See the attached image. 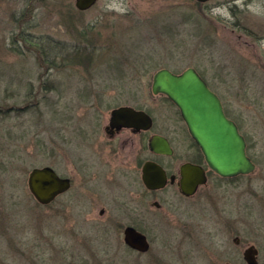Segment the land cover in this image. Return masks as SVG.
<instances>
[{"label":"rangeland","instance_id":"374dc122","mask_svg":"<svg viewBox=\"0 0 264 264\" xmlns=\"http://www.w3.org/2000/svg\"><path fill=\"white\" fill-rule=\"evenodd\" d=\"M199 2L98 0L79 10L75 0H0V264H246L249 234L263 226L233 217L231 184L214 174L189 197L168 188L161 207L142 196L139 223L123 204H135L132 186L94 188L79 173L50 204L28 187L35 166L68 173L75 161L93 157L87 133L104 127L105 118L94 115L107 111L92 105L156 104L157 127L172 124L175 107L151 91L162 67L180 73L193 66L213 81L219 73L217 87L229 91L244 131L264 151V41L251 44L248 31L264 35V0ZM23 33L35 44L19 41ZM56 44L50 66L42 50ZM76 54L92 56L80 61ZM105 193L108 199H98ZM129 223L148 234V251L124 242Z\"/></svg>","mask_w":264,"mask_h":264},{"label":"flooded vegetation","instance_id":"af4514ba","mask_svg":"<svg viewBox=\"0 0 264 264\" xmlns=\"http://www.w3.org/2000/svg\"><path fill=\"white\" fill-rule=\"evenodd\" d=\"M248 31L251 41L253 40L251 44L256 41H264V35L257 34L253 28L249 27ZM154 74L152 76L151 91L154 96L162 97L175 107V117H172V124H167L165 126L166 129L162 130L157 127L156 115L154 114V109H152V106H156V104L149 105L131 102L119 104L111 108H108L104 104L92 105L94 111H107L106 114L94 115L95 121L96 119L100 120L101 118H105L106 123L104 124V127H102V129L100 128V131L99 129L97 130L93 128L92 133H87L89 137L91 134L95 143L93 147L96 151H94L93 157H91L90 160L85 161L79 159L72 163L71 170L68 173H64L57 167L53 166L59 176L68 177L71 182L70 187L64 192L58 194L55 200L73 187V184L75 183V175L79 173L81 174L82 184L88 182L94 188L104 189L103 187L106 184L125 185V188L132 186L133 189L129 191V194L130 199H133L135 204L131 206L130 203H128L129 201H125L123 204L128 205V208L130 209L129 211L134 214L133 216H130L133 222L139 223V220L142 217V214H140V205L143 200L142 196L144 199L147 197H153L154 199L150 204L155 207H161L163 195L170 187H177L181 195L189 197L181 191L180 186L182 180V166L185 163L190 162L201 166L207 177L206 182L200 184L197 191L200 188L206 187L209 184L211 175L214 174L217 177L216 179L220 182L226 181L231 184L230 195L228 197L233 208L235 207L233 217L246 220L248 223L251 222L254 227L257 225L258 229H260V226H263V229H260L261 231H253V234H249L253 235V240L245 245L242 251V256L246 264H251L245 259L244 251L247 247L252 245L256 248L255 264H264V162L261 160L264 151L259 150L256 144L248 136L247 132L244 131L240 119L235 114L236 111H233L232 100L231 98H228L230 95L229 91L225 89L221 90L217 87V83L215 82H218V79H220L217 78L219 73L214 74L217 81H213L202 72L200 74L206 80L208 86L221 98L226 115L237 123L239 131L245 139L246 155L254 163V168L252 170L232 176L221 175L209 166L201 147L190 134L179 107L166 94L153 92L152 84ZM99 83L100 82H97V85H99ZM103 90L104 88H101L100 91H97L96 93L101 95L104 93ZM90 91L91 93H94L95 87L91 88ZM247 93L249 99L247 107L249 106V115L251 116L252 93L250 83L247 86ZM120 106H130L136 110L147 113L151 117L150 125L147 128H144L136 125L121 126L116 123H111L112 111ZM155 135L166 137L169 140L173 151L171 153H162L152 149L150 142ZM147 162H154L165 170L167 179L164 185L151 188L145 184L143 180V169ZM260 165H262V168L259 167ZM224 184L225 183L221 185L219 184V186L222 187ZM91 191L96 192L95 189H92ZM224 195L225 191L219 189L218 196L220 199ZM107 196L106 193L105 195L101 194L98 196V199L103 201L104 199H108ZM105 211V207L102 206L99 210V214L103 216ZM251 223L249 224L251 225ZM127 225H133L138 230L145 233L151 247V241L148 234L143 231V228H140L133 223L126 224L123 227V239L124 228ZM233 241L236 245H240L243 239L241 235H236L233 237ZM226 263L235 264L232 261H226L224 264Z\"/></svg>","mask_w":264,"mask_h":264},{"label":"water","instance_id":"95a60500","mask_svg":"<svg viewBox=\"0 0 264 264\" xmlns=\"http://www.w3.org/2000/svg\"><path fill=\"white\" fill-rule=\"evenodd\" d=\"M97 1L75 0V6L86 10ZM152 89L155 93L166 94L179 107L190 134L201 147L212 169L221 175L232 176L254 168V163L246 155L245 139L237 123L226 115L221 98L208 86L195 67L189 66L180 73L167 67L158 69L153 77ZM150 122V115L130 106H120L112 111L111 123L121 126L136 125L147 128ZM150 145L158 152L173 151L169 140L162 135H155ZM166 179L165 170L160 165L154 162L145 164L143 180L148 187H160L165 184ZM206 179L201 166L187 162L182 166L181 191L192 196ZM70 185V179L59 176L51 165L35 166L28 174L29 190L41 204L53 202ZM124 241L131 248L142 252L150 248L147 235L133 225L124 228ZM255 252L256 248L252 245L244 251L245 259L251 264L256 262Z\"/></svg>","mask_w":264,"mask_h":264},{"label":"trees","instance_id":"16d2710c","mask_svg":"<svg viewBox=\"0 0 264 264\" xmlns=\"http://www.w3.org/2000/svg\"><path fill=\"white\" fill-rule=\"evenodd\" d=\"M200 3V2H199ZM22 32V31H21ZM17 39V38H16ZM21 40H24V41H28V42H30L31 44H35L34 42H33V40H31L30 38H28V36H26L24 33L23 34H21V39H19V41H21ZM38 45V44H37ZM20 48V47H19ZM47 54V56H49V57H47L46 58V61L47 62H49V65L50 66H52V65H54V62H53V60H54V58L52 59L50 56L54 53V54H57V44L56 45H54V48H53V50L51 51V49H47V51H44L43 52V50H42V54L41 55H43V54ZM91 54H89V55H85V56H83V55H78V54H76L74 57H77L78 58V60H80V61H86V60H89L90 58H91Z\"/></svg>","mask_w":264,"mask_h":264}]
</instances>
